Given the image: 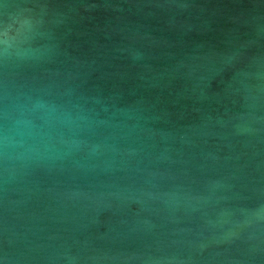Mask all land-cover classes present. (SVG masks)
Returning <instances> with one entry per match:
<instances>
[{
    "label": "water",
    "instance_id": "water-1",
    "mask_svg": "<svg viewBox=\"0 0 264 264\" xmlns=\"http://www.w3.org/2000/svg\"><path fill=\"white\" fill-rule=\"evenodd\" d=\"M0 264H264V0H0Z\"/></svg>",
    "mask_w": 264,
    "mask_h": 264
}]
</instances>
